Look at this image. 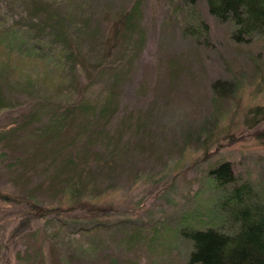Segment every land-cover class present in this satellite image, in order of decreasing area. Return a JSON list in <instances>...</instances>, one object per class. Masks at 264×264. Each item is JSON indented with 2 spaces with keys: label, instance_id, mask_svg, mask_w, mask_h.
<instances>
[{
  "label": "rangeland",
  "instance_id": "374dc122",
  "mask_svg": "<svg viewBox=\"0 0 264 264\" xmlns=\"http://www.w3.org/2000/svg\"><path fill=\"white\" fill-rule=\"evenodd\" d=\"M131 1L57 0L33 7L31 0H0V125L33 100L70 104L78 93L69 44L87 60L99 61L105 15ZM47 9H57L59 18L49 20ZM141 11L146 42L138 55L132 46L117 55L112 70L123 83L120 108L103 149L114 146L120 134L121 141L150 135L152 144L133 152L137 169L105 174L81 196V202L107 209L95 218L31 217L22 206L0 202V264H17L16 252L25 248L18 234L36 229L41 264H51L46 252L56 239L62 256L72 253L85 264H117L109 252L126 253L129 246H134L129 256L138 254L139 264H190L191 241L182 232L213 225L209 209L219 210L234 185L250 181L252 194L258 189L264 201V141L254 136L263 132L264 121L254 122L252 112L264 108V38L235 42L232 23L217 20L204 0L193 6L141 0ZM63 28L69 29L71 42L60 35ZM114 72L105 69L91 84L93 100L106 95ZM218 81L216 93L212 85ZM232 135L236 139L230 141ZM221 161L230 163L235 184L219 185L209 174ZM0 189L20 196L1 174ZM38 203L49 208L76 204L67 197Z\"/></svg>",
  "mask_w": 264,
  "mask_h": 264
},
{
  "label": "trees",
  "instance_id": "16d2710c",
  "mask_svg": "<svg viewBox=\"0 0 264 264\" xmlns=\"http://www.w3.org/2000/svg\"><path fill=\"white\" fill-rule=\"evenodd\" d=\"M31 1L33 7L58 3L57 0ZM196 1L182 0L183 4L192 6ZM204 1L209 13L217 20L232 23L231 38L235 42L264 38V0ZM47 14L49 20L60 16L57 9H47ZM105 16L107 25L101 33L105 37L101 39L103 46L99 61L87 60L73 43L69 44L71 65L76 72L72 74V82L78 93L74 100L67 105L51 98L33 100L28 107L20 109L9 123L0 125V174L20 192V196H17L0 189V202L22 206L31 217L46 218L64 213L66 217L81 215L92 219L99 213H105V208L81 202V196L105 174L137 169L133 152H143L147 148L145 143L152 144L150 135L147 138L137 135L128 141H121L120 134L117 140H120L121 146L118 140L110 149H103L105 140L111 138V135L108 136L109 125L120 108V88L123 83L121 75L112 70L119 57L117 55L125 52L128 46H132L138 55L146 42L141 0L123 3L113 15ZM105 16L96 21L98 25ZM189 25L190 20L185 23L186 27ZM60 35L71 42L68 28H63ZM4 63H7V59L1 61V64ZM105 69L114 72V76L108 81L106 95L96 101L88 94V89L97 77L104 75ZM218 85L219 81L212 85L216 93H219ZM2 93L1 86L0 99L3 98ZM252 112L254 122L264 121V108H254ZM258 131H255L254 136L264 141V138H260L264 137V130ZM235 139L234 135L230 137V141ZM216 165L209 174L219 185L236 183L229 162L221 161ZM239 183L227 192L219 204V210L214 212L209 209L213 215V225L182 232L191 241L188 256L190 264H264V201L258 189L254 188L252 194L254 186L250 181ZM243 188H246L245 195L248 197L241 193ZM252 195L256 198L254 202H251ZM36 197H40V200L37 201ZM66 197L74 199L76 204L49 208L38 203L45 200L60 202ZM76 210L79 212L70 214ZM25 217L28 222L29 217ZM22 223L24 221L20 222L13 234L19 232ZM18 237L25 248L16 252L17 264H29L31 261L41 264L43 247L39 230L18 234ZM57 240L47 247L46 253L51 264H85L72 253L62 256ZM132 248L134 246L127 247L126 253L120 250L109 253L118 258L117 264H139L138 254H128Z\"/></svg>",
  "mask_w": 264,
  "mask_h": 264
}]
</instances>
